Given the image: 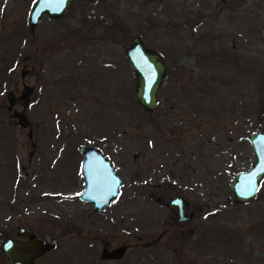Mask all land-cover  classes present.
I'll use <instances>...</instances> for the list:
<instances>
[{"label": "rangeland", "instance_id": "rangeland-1", "mask_svg": "<svg viewBox=\"0 0 264 264\" xmlns=\"http://www.w3.org/2000/svg\"><path fill=\"white\" fill-rule=\"evenodd\" d=\"M32 1L0 0V243L22 226L54 243L33 264H264V176L246 202L228 188L254 160L247 134L264 131V0H75L29 31ZM133 36L166 67L151 111L123 53ZM23 84L24 126L5 99L20 110ZM79 145L120 178L97 212L78 197Z\"/></svg>", "mask_w": 264, "mask_h": 264}, {"label": "water", "instance_id": "water-1", "mask_svg": "<svg viewBox=\"0 0 264 264\" xmlns=\"http://www.w3.org/2000/svg\"><path fill=\"white\" fill-rule=\"evenodd\" d=\"M75 0H33L28 10L29 31L35 26L42 14L54 18L62 14L66 7ZM264 34V25L262 27ZM124 56L133 72L136 101L145 111H151L156 104V91L164 80L166 67L160 54L147 47L139 37L133 36L123 48ZM25 69H20V77L25 74ZM32 92V87L23 84L17 95L21 100L22 108L15 109V96L12 90L5 94L6 109L16 118L17 123L24 126L27 120L23 109L27 105ZM246 140L254 156V160L246 169L237 170L231 174L228 181L232 200L243 203L254 197L259 178L264 176V131L254 130L247 134ZM81 153L80 171L83 179V187L79 192V199L90 201L92 210H101L116 195L120 178L110 160L100 151L90 145H79ZM174 214L175 221L187 220L186 213L188 201L180 194L171 196L165 203ZM191 234V228L187 229V235ZM15 235L18 237H6L0 243L5 264H33L35 258L50 250L54 243L39 238L30 229L22 226L15 227ZM125 245L107 248L102 247L98 257L100 259H118L122 256Z\"/></svg>", "mask_w": 264, "mask_h": 264}, {"label": "flooded vegetation", "instance_id": "flooded-vegetation-1", "mask_svg": "<svg viewBox=\"0 0 264 264\" xmlns=\"http://www.w3.org/2000/svg\"><path fill=\"white\" fill-rule=\"evenodd\" d=\"M82 158V157H81ZM175 221V220H174ZM187 220H182V221H175L177 225H184Z\"/></svg>", "mask_w": 264, "mask_h": 264}, {"label": "trees", "instance_id": "trees-1", "mask_svg": "<svg viewBox=\"0 0 264 264\" xmlns=\"http://www.w3.org/2000/svg\"><path fill=\"white\" fill-rule=\"evenodd\" d=\"M262 130H264V127H261Z\"/></svg>", "mask_w": 264, "mask_h": 264}]
</instances>
